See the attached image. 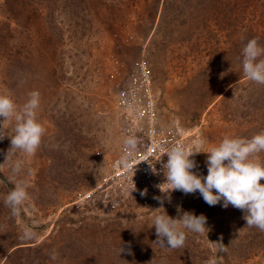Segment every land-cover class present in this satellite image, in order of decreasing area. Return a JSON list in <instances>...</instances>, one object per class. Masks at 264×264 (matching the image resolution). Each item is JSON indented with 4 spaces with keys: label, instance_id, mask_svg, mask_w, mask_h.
<instances>
[{
    "label": "rangeland",
    "instance_id": "obj_1",
    "mask_svg": "<svg viewBox=\"0 0 264 264\" xmlns=\"http://www.w3.org/2000/svg\"><path fill=\"white\" fill-rule=\"evenodd\" d=\"M254 37L264 46V0H0V94L19 107L38 91L46 129L35 155L8 153L15 119L0 117V264H264V231L223 201L165 194L169 217L203 214L210 229L186 230L185 246L166 251L151 212L160 203L110 207L100 188L123 138L117 97L137 62L150 71L160 125L179 128L189 148L264 131V85L242 68ZM195 160L206 176L207 154ZM21 181L29 199L13 217L4 200ZM26 225L36 238H20Z\"/></svg>",
    "mask_w": 264,
    "mask_h": 264
},
{
    "label": "clouds",
    "instance_id": "obj_2",
    "mask_svg": "<svg viewBox=\"0 0 264 264\" xmlns=\"http://www.w3.org/2000/svg\"><path fill=\"white\" fill-rule=\"evenodd\" d=\"M242 57L245 77L251 82L264 85V46L259 43V38L254 37L247 41L242 49ZM39 107L38 91L29 93L27 102L19 107L10 95L0 94V117L4 118V122L15 119V134L10 138L11 147L8 153L19 151L29 156L35 155L46 132L45 127L38 121ZM6 136V130L0 131V139ZM124 143L125 155L117 164L129 171H135L131 166L130 157L138 147V138L129 137ZM205 143L201 140L200 147L203 148ZM261 152H264V131L251 139L226 135L218 145L206 152L175 145L167 152V162L163 164L167 169L165 182L170 185V191L164 192L166 194L164 198L170 199L171 191H181L186 195L199 192L209 206H215L223 201V207L231 205L246 213L243 218L247 226L264 231V184L260 183L264 180V161L259 156ZM200 153L207 154L206 176L197 171L199 166L195 156ZM21 169L22 162L18 160L12 171L18 174ZM27 188V183L17 182L5 197V206L10 208L13 217L21 215V205L29 199ZM140 194L146 195V190ZM154 199L161 204V207L151 210L158 213L153 217L158 247L166 251L184 247L187 239L186 230L205 235L207 238L210 229L206 227L207 218L203 214L197 216L192 212H183L182 215L171 218L163 207L164 200L160 197ZM36 237L37 233L33 227L26 225L20 238L31 240ZM209 244L215 246L214 251L226 250L221 243ZM123 251L120 246L119 255ZM50 259L52 261L58 259L55 249L52 250ZM222 259L213 257L205 261V264H222Z\"/></svg>",
    "mask_w": 264,
    "mask_h": 264
},
{
    "label": "built area",
    "instance_id": "obj_3",
    "mask_svg": "<svg viewBox=\"0 0 264 264\" xmlns=\"http://www.w3.org/2000/svg\"><path fill=\"white\" fill-rule=\"evenodd\" d=\"M117 99L125 125L118 153L111 160L100 185L104 200L110 207L159 203L154 197L162 199L164 192L170 191V185L165 182L167 169L163 167L167 162V152L175 145L188 149L185 137L176 126L160 125L150 71L145 62L135 64L127 86L120 90ZM129 137L138 138V147L130 157L135 171L117 164L125 155L124 142ZM144 190L146 195L141 196Z\"/></svg>",
    "mask_w": 264,
    "mask_h": 264
}]
</instances>
